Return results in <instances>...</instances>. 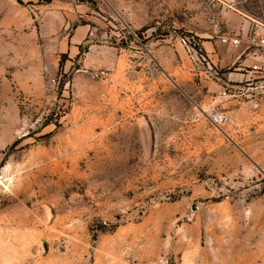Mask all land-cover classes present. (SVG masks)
I'll return each instance as SVG.
<instances>
[{
    "label": "rangeland",
    "instance_id": "374dc122",
    "mask_svg": "<svg viewBox=\"0 0 264 264\" xmlns=\"http://www.w3.org/2000/svg\"><path fill=\"white\" fill-rule=\"evenodd\" d=\"M242 4L0 0V264H264V126L200 45Z\"/></svg>",
    "mask_w": 264,
    "mask_h": 264
},
{
    "label": "built area",
    "instance_id": "2783aa9c",
    "mask_svg": "<svg viewBox=\"0 0 264 264\" xmlns=\"http://www.w3.org/2000/svg\"><path fill=\"white\" fill-rule=\"evenodd\" d=\"M245 17L248 19L245 30L219 35L221 43L239 48L240 54L250 59L244 65V76L233 81L212 68L207 76L221 81L217 97H234L253 123L264 126V16L245 13ZM3 181L7 182L8 178L0 173V185L4 186Z\"/></svg>",
    "mask_w": 264,
    "mask_h": 264
},
{
    "label": "crops",
    "instance_id": "0c3cea01",
    "mask_svg": "<svg viewBox=\"0 0 264 264\" xmlns=\"http://www.w3.org/2000/svg\"><path fill=\"white\" fill-rule=\"evenodd\" d=\"M243 1L244 0H236V3L238 5H240V4H242ZM224 12H225V14L233 17L234 20L230 24L228 23L229 24L228 27L223 32L229 31V32L235 33V32H240L241 30H245L248 27V19L245 17L246 12L241 10V8H239L238 6L236 8L227 9V10L225 8ZM77 29H79L80 33H83V37L86 35V33L88 31V27H85V26H79V27H77ZM220 34H216V36H215L213 33L208 31V32L200 35L201 36L200 37L201 48L203 49L205 55L209 58L210 63H214L213 57L216 55V49L221 50V45L223 43H221L219 40ZM235 49H237V54H235V58H234V60L236 62V65L234 66L235 71L223 73L224 74L223 76L225 78L228 77L229 79H231L233 81L240 79L244 76V71H243L244 65L248 64L250 62V59L244 58L243 54H240L239 48H235ZM208 78H209V80H207V82L209 83L210 80H212L215 83V87L217 85V89L219 90L220 86H221V81L219 79H215V78H211V77H208ZM210 84H211V86L214 87V84H212V83H210Z\"/></svg>",
    "mask_w": 264,
    "mask_h": 264
},
{
    "label": "trees",
    "instance_id": "16d2710c",
    "mask_svg": "<svg viewBox=\"0 0 264 264\" xmlns=\"http://www.w3.org/2000/svg\"><path fill=\"white\" fill-rule=\"evenodd\" d=\"M20 1V0H19ZM63 56H65V54H63Z\"/></svg>",
    "mask_w": 264,
    "mask_h": 264
}]
</instances>
